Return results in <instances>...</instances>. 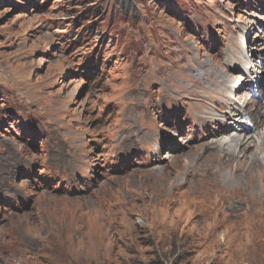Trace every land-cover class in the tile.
<instances>
[{
  "label": "rangeland",
  "instance_id": "obj_1",
  "mask_svg": "<svg viewBox=\"0 0 264 264\" xmlns=\"http://www.w3.org/2000/svg\"><path fill=\"white\" fill-rule=\"evenodd\" d=\"M259 131L264 0H0V264H264Z\"/></svg>",
  "mask_w": 264,
  "mask_h": 264
},
{
  "label": "bare ground",
  "instance_id": "obj_2",
  "mask_svg": "<svg viewBox=\"0 0 264 264\" xmlns=\"http://www.w3.org/2000/svg\"><path fill=\"white\" fill-rule=\"evenodd\" d=\"M259 124L261 125L262 121L259 122ZM257 135L258 140H260L259 142H261V149L264 150V134L262 131H259ZM249 138L246 140L243 138L237 139L233 137V139L225 141L224 144L218 146L220 153L222 152L224 161L222 163L220 161H217V164L213 163L214 166H211V170L205 171L204 173L202 172V169L204 168L205 163H200L198 159H194L195 161L191 160L187 167H183L181 169L176 170L175 172H172L173 176L175 177V180H173V177L166 176L164 171H160L158 174L152 175V178L161 187H167L176 180H180V186H182L183 183H186L191 180L190 178L189 180L187 179V177L190 175L192 177L196 174H198V176H202V174H208V177L210 178V180L208 181L209 185L212 188L214 187L218 192H221L224 189L227 191L236 190L239 186H241L238 177L242 175V173H249L248 171H250L251 169H256L258 166L261 165L260 156H258L256 152H253L252 154H250V156L246 153L247 149L250 147L251 144V140H249ZM256 158H258L257 161H255ZM222 167H229L231 169V172L227 173L229 175L228 178H226ZM155 170L157 171L159 169L156 168ZM238 172L241 173L238 174ZM226 187H228L229 189ZM226 198L231 199V201L232 199L235 200L234 203L240 202L239 200H236L235 196L219 195V200L217 201V203L211 204L212 199L207 195L206 200L203 202V205L201 207L204 206L207 208V212H211L213 209H219L221 201L225 200ZM194 208V211H196L199 207L196 206ZM235 208H237V206L233 207V209Z\"/></svg>",
  "mask_w": 264,
  "mask_h": 264
}]
</instances>
